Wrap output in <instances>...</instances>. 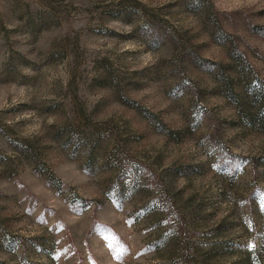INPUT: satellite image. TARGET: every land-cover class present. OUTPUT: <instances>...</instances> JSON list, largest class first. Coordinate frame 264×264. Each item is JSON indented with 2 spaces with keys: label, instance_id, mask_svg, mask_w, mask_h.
I'll return each mask as SVG.
<instances>
[{
  "label": "rangeland",
  "instance_id": "1",
  "mask_svg": "<svg viewBox=\"0 0 264 264\" xmlns=\"http://www.w3.org/2000/svg\"><path fill=\"white\" fill-rule=\"evenodd\" d=\"M0 264H264V0H0Z\"/></svg>",
  "mask_w": 264,
  "mask_h": 264
}]
</instances>
